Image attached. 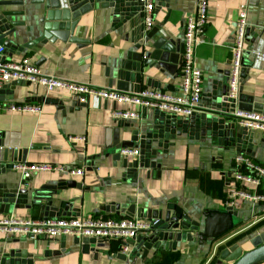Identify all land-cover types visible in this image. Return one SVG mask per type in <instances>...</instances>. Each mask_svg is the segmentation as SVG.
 I'll return each mask as SVG.
<instances>
[{
    "label": "crops",
    "instance_id": "0c3cea01",
    "mask_svg": "<svg viewBox=\"0 0 264 264\" xmlns=\"http://www.w3.org/2000/svg\"><path fill=\"white\" fill-rule=\"evenodd\" d=\"M207 4V24L194 49L202 96L195 112L198 124L192 127L186 124L188 118L96 97L81 102L66 91L46 93L37 84L14 81L0 90V183L27 189L29 206L0 218L148 222L179 212L202 222L208 213L229 209L235 158L243 156L264 168V133L251 131L248 153L230 146L224 129V124L237 125L231 116L234 108H264V0ZM241 6L248 24L243 79L240 75L235 107L227 108L213 98L222 85L227 92L231 41ZM194 10L195 0H154L153 26L146 31L138 0H0V15L13 24L7 45L1 34L0 43L5 59L28 57L43 76L121 93L149 88L181 97L184 23ZM12 105L38 110L11 111ZM115 111L134 112L139 118L114 119ZM132 148L139 149L136 158L112 159L121 149ZM20 163L82 169L83 175L50 171L23 180L13 169ZM244 188L264 195V180L256 189ZM230 211L239 222L230 233L202 244L195 237L181 240L171 249L164 244L143 249L142 239V245L137 239L122 255L118 241L83 244L71 236L2 231L0 246L6 252H23L31 264H216L227 247L264 227V201H241Z\"/></svg>",
    "mask_w": 264,
    "mask_h": 264
},
{
    "label": "built area",
    "instance_id": "2783aa9c",
    "mask_svg": "<svg viewBox=\"0 0 264 264\" xmlns=\"http://www.w3.org/2000/svg\"><path fill=\"white\" fill-rule=\"evenodd\" d=\"M208 0H195L193 15L187 17L184 23L182 42V96L173 97L159 90L143 89L134 94L121 93L108 89H96L85 85L70 83L59 80L52 76L40 74L37 65L28 57L18 60H7L4 57L5 49L0 44V90L6 83L19 81L27 84L40 85L46 93L55 90L66 91L83 102L88 97H96L102 100H110L114 103H123L136 106L141 109L152 110L177 118H189L198 109L202 96V73L194 65V49L200 42L207 24ZM144 13V27L149 31L153 26L154 0H138ZM247 15L244 6H241L231 41V61L227 87V97L236 100L240 88V75L242 61L247 43ZM11 111L35 112L36 107L12 105L8 107ZM231 116L237 125L249 131L264 133V108L257 111H243L235 108ZM114 119L131 120L139 116L130 111L113 112ZM82 141V138H78ZM120 156L125 158H136L139 155L138 148L121 149ZM236 169L233 170L232 180L234 184L229 186L227 193V205L230 210L238 208L241 201H264V195L250 193L245 190V185L257 188L264 180V168L256 165L250 159L243 156L235 158ZM23 180H29L38 172L56 171L69 177H81L83 170H65L62 167L20 163L14 165ZM159 221L148 222L139 219L111 220V219H77L57 218L45 220H27L16 216H5L0 218V231L7 234H18L20 236H44L56 238L60 236H71L77 239H88L97 242L118 241L120 253L127 255L130 252L129 245L143 234L156 226Z\"/></svg>",
    "mask_w": 264,
    "mask_h": 264
},
{
    "label": "water",
    "instance_id": "95a60500",
    "mask_svg": "<svg viewBox=\"0 0 264 264\" xmlns=\"http://www.w3.org/2000/svg\"><path fill=\"white\" fill-rule=\"evenodd\" d=\"M12 30L13 24L7 22V20L0 15V34L2 36L1 40L5 45H7L5 38L11 34ZM241 78L243 79V69L241 71ZM9 83H14V81ZM16 83L23 82L16 81ZM213 100L217 105L221 104L227 108L235 107L236 100L227 97L225 85H222L220 89L217 90ZM198 119L199 115L195 113L194 116L188 118L186 124L192 127L198 124ZM224 129L226 134L225 140L230 146L236 148L240 147L242 151L244 150L249 153L245 145L253 140L251 131L238 125L235 126L234 124H224ZM149 143L150 141H147V144ZM119 155L120 154H112V159L116 160ZM123 158L125 161L127 160V158ZM3 162H5V159H3ZM27 195V189L8 188L5 183H0V216L9 214L11 209L21 210L23 208H29V206L26 205ZM52 210L49 209L50 212H52ZM48 216L53 217L54 215L51 214ZM234 219V215L231 213L230 209L208 213L205 215L202 222L192 221L189 217L179 212H171L166 219L159 221L156 226H153L146 236L139 237L137 244H143V249L145 247L150 249L151 246L158 248L162 244H164V248L171 249L172 246L177 245L181 240L193 241L195 238L199 244H202L206 241L216 240L237 227L239 222H236ZM140 239H142V244H140ZM82 242L83 244H87L89 240L84 238ZM6 243L10 244L9 242ZM248 245L250 248L246 250L245 246ZM261 262H264V227L252 231L227 247L221 253L216 264H259ZM0 264H31V260L29 256L25 257L23 252L17 250L6 252L4 247L0 246Z\"/></svg>",
    "mask_w": 264,
    "mask_h": 264
},
{
    "label": "rangeland",
    "instance_id": "374dc122",
    "mask_svg": "<svg viewBox=\"0 0 264 264\" xmlns=\"http://www.w3.org/2000/svg\"><path fill=\"white\" fill-rule=\"evenodd\" d=\"M236 222L238 221L237 219H234ZM230 233V232H229ZM227 234V233H226ZM250 248V246H245V249L248 250Z\"/></svg>",
    "mask_w": 264,
    "mask_h": 264
}]
</instances>
